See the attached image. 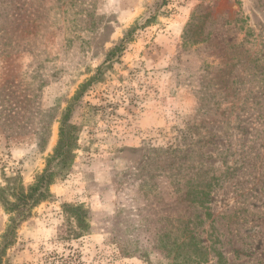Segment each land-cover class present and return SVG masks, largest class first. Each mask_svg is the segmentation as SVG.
Listing matches in <instances>:
<instances>
[{"label": "rangeland", "instance_id": "374dc122", "mask_svg": "<svg viewBox=\"0 0 264 264\" xmlns=\"http://www.w3.org/2000/svg\"><path fill=\"white\" fill-rule=\"evenodd\" d=\"M43 173L5 264H264V0H0V183Z\"/></svg>", "mask_w": 264, "mask_h": 264}, {"label": "trees", "instance_id": "16d2710c", "mask_svg": "<svg viewBox=\"0 0 264 264\" xmlns=\"http://www.w3.org/2000/svg\"><path fill=\"white\" fill-rule=\"evenodd\" d=\"M164 1L165 0H163V2ZM64 122L65 121L61 123L60 139L56 148L54 149V157L62 155L64 153V147L66 143H70L73 137V133L71 131L72 129H68V127L66 128ZM69 150L70 149H68L67 152H69ZM53 175L54 173H43L39 175L36 182L29 187L28 191H24L23 188L17 187L15 185V180H5V184L0 183V202L7 206L8 210L12 212L16 211L19 217L24 219L26 217V214H23V208L28 204L30 205L32 203L34 204L40 202L45 198L46 188L51 185L53 181ZM43 187H45V189H43ZM199 193L201 194V196L195 199L201 204L204 202V197L207 195V193L204 190L199 191ZM12 221H15L14 217L12 218ZM180 231L181 234L184 235L183 240L168 245L160 244V246H158V249L160 248L169 253H172L176 250L177 255L175 254V256L177 258V264H204L208 262V247H206L203 243L198 242L196 240V236L192 233V230H189L187 226L185 228L182 227ZM16 232L17 228L12 227L9 228V230H6V232L1 233L0 264H5V248H7L9 244H11V242L13 241L11 235ZM163 235L167 236L168 234L163 233ZM188 251H191V253H189Z\"/></svg>", "mask_w": 264, "mask_h": 264}]
</instances>
